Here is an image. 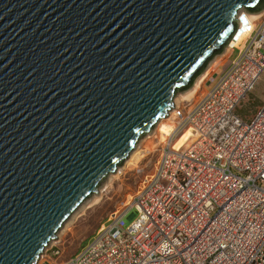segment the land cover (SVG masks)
Wrapping results in <instances>:
<instances>
[{
	"label": "water",
	"instance_id": "obj_1",
	"mask_svg": "<svg viewBox=\"0 0 264 264\" xmlns=\"http://www.w3.org/2000/svg\"><path fill=\"white\" fill-rule=\"evenodd\" d=\"M242 10L264 0H0V264L38 263Z\"/></svg>",
	"mask_w": 264,
	"mask_h": 264
},
{
	"label": "built area",
	"instance_id": "obj_2",
	"mask_svg": "<svg viewBox=\"0 0 264 264\" xmlns=\"http://www.w3.org/2000/svg\"><path fill=\"white\" fill-rule=\"evenodd\" d=\"M249 14L237 17V33L250 34L235 58L169 111L173 129L130 199L59 264H264V101L239 112L264 75V15Z\"/></svg>",
	"mask_w": 264,
	"mask_h": 264
},
{
	"label": "rangeland",
	"instance_id": "obj_3",
	"mask_svg": "<svg viewBox=\"0 0 264 264\" xmlns=\"http://www.w3.org/2000/svg\"><path fill=\"white\" fill-rule=\"evenodd\" d=\"M258 13L263 14L264 10ZM229 44L230 42L228 45ZM228 45L224 48L223 52L216 55L209 62L191 87L176 95L175 100L178 105H182L183 102L188 101L184 100L182 96L190 92L195 87V84L199 83L200 88L198 89L199 92H197L192 99H197L200 94L210 87L212 79L223 69L228 57L232 54L229 53L228 50L235 45L232 44L230 47H228ZM236 54L237 52H233L231 58H235ZM263 101L264 75L258 80L250 94L243 99L239 106V112L247 119L254 114V110ZM159 123L153 129L152 134L149 133L145 135L139 141L137 147L132 152L134 153L132 160L128 162L127 159L123 165L118 168V173L109 175L107 180L99 187L98 193L93 194L77 209L59 232V240L53 241L50 244L47 251L40 258L38 264H59L63 260L76 254L85 246L89 238L106 219L108 214L119 208L127 199H130L141 179L150 172L152 164L158 154L157 149L160 145L159 140L167 134V132L162 130V126L166 124V122ZM188 133L189 131H186L178 138L175 147L180 146ZM93 196H97L99 203L94 204L97 198L95 199ZM52 247L61 249L63 252L61 258L57 259L51 256V252L53 251Z\"/></svg>",
	"mask_w": 264,
	"mask_h": 264
},
{
	"label": "bare ground",
	"instance_id": "obj_4",
	"mask_svg": "<svg viewBox=\"0 0 264 264\" xmlns=\"http://www.w3.org/2000/svg\"><path fill=\"white\" fill-rule=\"evenodd\" d=\"M241 15V14H240ZM264 15V13L262 14V13H256V14H249V16L247 15V17H246V20H247V22L249 23H252V22H254V21H257V20H259L260 18H262V16ZM249 34L250 33H248V32H245V33H243L242 31H240V32H238L237 33V31L235 32V34H234V36H236V38H234V37H232L231 38V40H230V44L228 45V47H230L232 44H234L235 46L233 47H231L230 48V50H228L229 51V53H232L233 52V49L232 48H236V47H241V44H243L244 42H245V40L247 39V37L249 36ZM226 45V46H227ZM225 46V47H226ZM224 47V48H225ZM215 57V56H214ZM219 59V58H218ZM228 59H229V57H228ZM214 61V60H213ZM216 61V60H215ZM216 75V74H215ZM203 79V78H202ZM200 88V86H199V83H197V84H195V87L190 91V92H187V94H185L184 96H182L183 97V99L184 100H191L194 96H195V94L197 93V92H199L198 91V89ZM176 98V97H175ZM177 103H176V100H175V105H176ZM170 116H171V114H168V117L166 116L165 118H162V119H160L158 122H157V124L159 123V124H161V122H166V124H164L163 126H162V130L164 131V132H167V134L166 135H168L171 131H172V129H173V125H172V123H171V120H170ZM162 120V121H161ZM156 124V125H157ZM156 125H155V127H156ZM154 127V128H155ZM151 134L153 133V130L150 132ZM190 133V132H189ZM188 133V135L185 137V139L181 142V144L189 137V134ZM166 135L163 137V138H161L159 141H162V140H164L165 138H166ZM180 144V145H181ZM176 145V144H175ZM175 147V146H174ZM134 155V153H131V155L128 157V162L129 161H131L132 160V158L134 157L133 156ZM119 168V167H118ZM119 171H118V169L116 170V172L115 173H118ZM113 174V173H112ZM111 175V174H110ZM109 177V176H108ZM93 198H97V196H93ZM97 203H99V200H98V198L95 200V202H94V204H97ZM59 237V236H58ZM57 240H59V238H57ZM52 243V242H51ZM50 243V244H51ZM50 244H49V246H50ZM48 246V247H49ZM47 247V248H48ZM47 248L45 249V251L43 252V254L46 252V250H47ZM42 254V255H43ZM42 255H41V257H42ZM40 257V258H41ZM40 260V259H39ZM38 263H39V261H38ZM37 263V264H38Z\"/></svg>",
	"mask_w": 264,
	"mask_h": 264
},
{
	"label": "trees",
	"instance_id": "obj_5",
	"mask_svg": "<svg viewBox=\"0 0 264 264\" xmlns=\"http://www.w3.org/2000/svg\"><path fill=\"white\" fill-rule=\"evenodd\" d=\"M253 12H257L256 10H254Z\"/></svg>",
	"mask_w": 264,
	"mask_h": 264
},
{
	"label": "crops",
	"instance_id": "obj_6",
	"mask_svg": "<svg viewBox=\"0 0 264 264\" xmlns=\"http://www.w3.org/2000/svg\"><path fill=\"white\" fill-rule=\"evenodd\" d=\"M64 261V260H63Z\"/></svg>",
	"mask_w": 264,
	"mask_h": 264
}]
</instances>
